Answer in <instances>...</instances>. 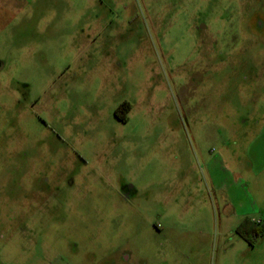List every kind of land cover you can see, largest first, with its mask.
<instances>
[{
    "label": "rangeland",
    "instance_id": "obj_1",
    "mask_svg": "<svg viewBox=\"0 0 264 264\" xmlns=\"http://www.w3.org/2000/svg\"><path fill=\"white\" fill-rule=\"evenodd\" d=\"M0 66V264H264L203 165L264 139V0H0Z\"/></svg>",
    "mask_w": 264,
    "mask_h": 264
},
{
    "label": "crops",
    "instance_id": "obj_2",
    "mask_svg": "<svg viewBox=\"0 0 264 264\" xmlns=\"http://www.w3.org/2000/svg\"><path fill=\"white\" fill-rule=\"evenodd\" d=\"M261 133L264 137V126ZM244 145L243 159L248 162L245 169L226 168L220 154L205 160L203 164L213 191L220 193L222 199L230 206L231 215L237 218L238 226L245 220L250 221L249 217L254 218L253 214L259 217L250 222L264 223V139L246 140ZM226 156L228 161H240L235 151L227 153ZM260 177L262 182L259 183L257 179ZM236 229L237 227L235 233Z\"/></svg>",
    "mask_w": 264,
    "mask_h": 264
},
{
    "label": "trees",
    "instance_id": "obj_3",
    "mask_svg": "<svg viewBox=\"0 0 264 264\" xmlns=\"http://www.w3.org/2000/svg\"><path fill=\"white\" fill-rule=\"evenodd\" d=\"M236 233L251 245L255 238L264 234V223H254L245 220L237 227Z\"/></svg>",
    "mask_w": 264,
    "mask_h": 264
},
{
    "label": "flooded vegetation",
    "instance_id": "obj_4",
    "mask_svg": "<svg viewBox=\"0 0 264 264\" xmlns=\"http://www.w3.org/2000/svg\"><path fill=\"white\" fill-rule=\"evenodd\" d=\"M0 68H1V66H0ZM129 108V107H128ZM40 192V191H39ZM131 192H133V190L131 191ZM123 196H124V194H122ZM123 196H122V198H123Z\"/></svg>",
    "mask_w": 264,
    "mask_h": 264
}]
</instances>
